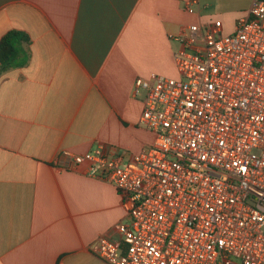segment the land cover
I'll list each match as a JSON object with an SVG mask.
<instances>
[{
	"label": "crops",
	"instance_id": "0c3cea01",
	"mask_svg": "<svg viewBox=\"0 0 264 264\" xmlns=\"http://www.w3.org/2000/svg\"><path fill=\"white\" fill-rule=\"evenodd\" d=\"M255 0H0V40L18 41L0 72V264H107L90 251L117 238L121 197L58 155L109 146L130 160L155 134L140 125L137 78H178L171 40L190 24L232 34Z\"/></svg>",
	"mask_w": 264,
	"mask_h": 264
},
{
	"label": "built area",
	"instance_id": "2783aa9c",
	"mask_svg": "<svg viewBox=\"0 0 264 264\" xmlns=\"http://www.w3.org/2000/svg\"><path fill=\"white\" fill-rule=\"evenodd\" d=\"M169 38L179 77L134 85L154 143L130 160L109 146L58 155L121 197L117 238L90 251L107 264H264V0L232 34L190 24Z\"/></svg>",
	"mask_w": 264,
	"mask_h": 264
},
{
	"label": "trees",
	"instance_id": "16d2710c",
	"mask_svg": "<svg viewBox=\"0 0 264 264\" xmlns=\"http://www.w3.org/2000/svg\"><path fill=\"white\" fill-rule=\"evenodd\" d=\"M30 44V36L19 30L8 31L0 40V72L5 71L16 56V43Z\"/></svg>",
	"mask_w": 264,
	"mask_h": 264
},
{
	"label": "rangeland",
	"instance_id": "374dc122",
	"mask_svg": "<svg viewBox=\"0 0 264 264\" xmlns=\"http://www.w3.org/2000/svg\"><path fill=\"white\" fill-rule=\"evenodd\" d=\"M141 94H143V95H144V91H142V92H141Z\"/></svg>",
	"mask_w": 264,
	"mask_h": 264
}]
</instances>
